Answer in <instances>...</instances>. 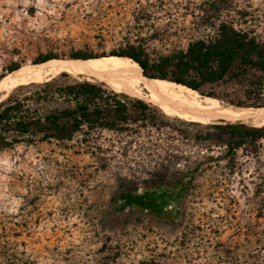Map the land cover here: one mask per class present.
Here are the masks:
<instances>
[{"label": "rangeland", "instance_id": "374dc122", "mask_svg": "<svg viewBox=\"0 0 264 264\" xmlns=\"http://www.w3.org/2000/svg\"><path fill=\"white\" fill-rule=\"evenodd\" d=\"M212 1L218 10L208 8ZM218 20L264 40V0H0V76L43 54L108 55L127 42L150 56L168 53L212 35ZM66 74L61 82L111 90ZM255 77L203 91L250 104L264 97V76L259 93ZM146 103L147 121L124 132L96 129L0 152V264H264V139L239 148L230 163L219 157L221 147L194 138L206 123ZM181 173L191 182L175 222L116 210L119 191Z\"/></svg>", "mask_w": 264, "mask_h": 264}, {"label": "trees", "instance_id": "16d2710c", "mask_svg": "<svg viewBox=\"0 0 264 264\" xmlns=\"http://www.w3.org/2000/svg\"><path fill=\"white\" fill-rule=\"evenodd\" d=\"M218 5L212 1L208 8L218 10ZM214 29L212 35L193 39L185 47L168 53L150 56L141 44L127 42L108 55L128 57L140 66L144 76L179 83L201 95L219 98L213 92H204L203 87L226 79L255 76L251 88L259 93L264 83L260 79L264 76V40L228 20H218ZM103 55L77 50L70 57L86 59ZM51 58L56 56L43 54L33 62ZM18 67L9 66L7 71ZM61 75L67 74L61 72L46 81L17 85L0 101V152L17 144L69 141L76 133L87 135L96 129L124 132L131 123L147 121L151 106L144 100L127 101L119 92L95 81L61 82ZM235 105L264 106V97L250 104ZM202 129L194 138L221 147L223 152L219 157L230 163L239 148L252 147L264 139V124L252 126L226 121L206 123ZM190 182L191 174L181 173L170 181L155 182L137 190H121L112 201L119 213L131 209L157 221L172 223L181 212V201Z\"/></svg>", "mask_w": 264, "mask_h": 264}, {"label": "bare ground", "instance_id": "6f19581e", "mask_svg": "<svg viewBox=\"0 0 264 264\" xmlns=\"http://www.w3.org/2000/svg\"><path fill=\"white\" fill-rule=\"evenodd\" d=\"M61 72L102 82L115 92L150 102L163 113L185 120L200 123L241 120L252 126L264 124V106L226 104L216 97L201 95L185 85L146 77L135 61L111 54L86 59L51 58L21 65L0 77V101L17 85L46 81Z\"/></svg>", "mask_w": 264, "mask_h": 264}, {"label": "water", "instance_id": "95a60500", "mask_svg": "<svg viewBox=\"0 0 264 264\" xmlns=\"http://www.w3.org/2000/svg\"><path fill=\"white\" fill-rule=\"evenodd\" d=\"M71 58V57H70ZM71 59H78V58H71ZM49 60V59H48ZM132 60V59H131Z\"/></svg>", "mask_w": 264, "mask_h": 264}]
</instances>
